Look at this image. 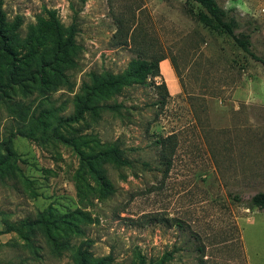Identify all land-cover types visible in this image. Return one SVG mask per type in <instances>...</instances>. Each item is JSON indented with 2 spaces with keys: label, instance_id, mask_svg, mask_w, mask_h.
I'll return each mask as SVG.
<instances>
[{
  "label": "rangeland",
  "instance_id": "1",
  "mask_svg": "<svg viewBox=\"0 0 264 264\" xmlns=\"http://www.w3.org/2000/svg\"><path fill=\"white\" fill-rule=\"evenodd\" d=\"M216 1L264 57V0ZM200 9L0 0L21 42L42 21L61 28L63 44L73 32L65 54L0 105V264H264V209L250 205L264 191V64L189 13ZM18 50L25 67L31 51ZM139 53L164 57L157 82L168 95L133 83L82 116L78 95L92 75L120 74ZM170 134L177 147L164 174L157 140ZM113 144L129 164L102 156Z\"/></svg>",
  "mask_w": 264,
  "mask_h": 264
},
{
  "label": "trees",
  "instance_id": "2",
  "mask_svg": "<svg viewBox=\"0 0 264 264\" xmlns=\"http://www.w3.org/2000/svg\"><path fill=\"white\" fill-rule=\"evenodd\" d=\"M201 7L200 10H189L203 26L209 28L211 31L220 35L230 36L234 43L244 52L249 54L255 60L261 61L264 64V57L258 56L252 49L251 36L248 33L237 32L238 21L235 17L230 16L228 11L220 6L216 0H193ZM43 22V21H42ZM40 22L38 27H34L29 34L30 38L21 42L16 35L15 28L17 25L10 24L5 20L0 10V105L9 95L10 89L20 83L24 77L30 74H45L47 67L53 60H58V53H64L63 45L69 46L70 39L73 32L67 31L66 42L62 43V35L64 34L61 28L53 26L44 27ZM50 41V47L39 52L41 42ZM28 47L31 51L30 57L32 61L22 67L18 60L19 47ZM164 59L163 56L145 57L139 53L137 57L133 58L126 70L120 74H113L105 72L102 74L92 75V84L85 83L81 95H78V111L83 114L93 111L99 107V99L106 93H115L121 91L123 88L133 84H145L149 80L153 86L159 88L163 94L168 95V88L165 81L157 82V77L160 76L159 63ZM165 100L162 101V105ZM160 146L165 168L164 174H167L172 164V155L176 151L177 141L174 134L162 137L157 140ZM105 159L111 161L116 165L129 164L130 160L124 156V151L119 145L113 144L102 152ZM102 158L99 159L96 165L102 164ZM101 176V185L108 186V181L105 175ZM250 205L264 209V191L256 192L250 198ZM84 264H96L95 260L90 258L83 259Z\"/></svg>",
  "mask_w": 264,
  "mask_h": 264
}]
</instances>
